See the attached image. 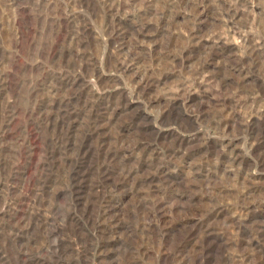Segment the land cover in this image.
Here are the masks:
<instances>
[{"label": "rangeland", "instance_id": "rangeland-1", "mask_svg": "<svg viewBox=\"0 0 264 264\" xmlns=\"http://www.w3.org/2000/svg\"><path fill=\"white\" fill-rule=\"evenodd\" d=\"M0 264H264V0H0Z\"/></svg>", "mask_w": 264, "mask_h": 264}, {"label": "bare ground", "instance_id": "bare-ground-1", "mask_svg": "<svg viewBox=\"0 0 264 264\" xmlns=\"http://www.w3.org/2000/svg\"><path fill=\"white\" fill-rule=\"evenodd\" d=\"M33 149V148H32ZM38 207V206H37ZM37 223V222H36ZM40 224V223H39ZM26 225V224H25ZM28 228V227H27ZM23 238V237H22ZM30 242V241H29ZM33 260V259H32ZM35 262V261H34Z\"/></svg>", "mask_w": 264, "mask_h": 264}]
</instances>
